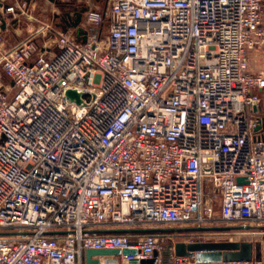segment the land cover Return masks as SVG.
<instances>
[{
    "label": "built area",
    "instance_id": "1",
    "mask_svg": "<svg viewBox=\"0 0 264 264\" xmlns=\"http://www.w3.org/2000/svg\"><path fill=\"white\" fill-rule=\"evenodd\" d=\"M31 1L0 3V264H161L159 234L99 231L211 225L207 185L226 225H264V73L247 60L264 0H106L79 39L45 24L8 48Z\"/></svg>",
    "mask_w": 264,
    "mask_h": 264
},
{
    "label": "crops",
    "instance_id": "2",
    "mask_svg": "<svg viewBox=\"0 0 264 264\" xmlns=\"http://www.w3.org/2000/svg\"><path fill=\"white\" fill-rule=\"evenodd\" d=\"M14 0H0V3L11 4ZM38 1L32 0L25 15L19 16L18 20L6 19V24L2 25V35L5 40V44L8 48L15 46L26 37H30L37 33L40 28L45 24H51L56 29L62 32V11H58V8H62V0H43L42 7L39 6ZM83 8V7H82ZM95 8V7H94ZM1 11V10H0ZM68 29V28H67ZM14 38V41H12ZM22 39V40H21ZM40 45V43L35 40ZM250 50H248L249 52ZM255 74V73H254ZM14 91L11 92L10 96ZM259 94H261L258 91ZM260 114L264 115V99L260 104ZM259 115V114H258ZM239 226V225H236ZM245 228L235 229L236 236L243 238L240 241L248 242L252 245V259L250 264H264V225H256L252 223H246ZM157 228L173 229L164 231L159 234L162 238L167 240L163 245L161 264H172V256L174 255V247L176 244H193V243H208L210 241V235L206 232H184L176 229L181 228H196L193 226H156ZM204 227H210L209 225ZM234 243L236 240H227ZM169 253V254H168ZM158 254L154 256V262L157 260ZM228 264V263H223Z\"/></svg>",
    "mask_w": 264,
    "mask_h": 264
},
{
    "label": "water",
    "instance_id": "3",
    "mask_svg": "<svg viewBox=\"0 0 264 264\" xmlns=\"http://www.w3.org/2000/svg\"><path fill=\"white\" fill-rule=\"evenodd\" d=\"M29 1V0H27ZM84 8L80 9L79 11L74 12V19L70 22L68 20L62 18V31H65L67 28H73L76 32V37L79 39L80 34L82 33L79 24L82 19V13L84 12ZM68 17L69 15L65 13ZM82 43L85 42L84 39L81 40ZM76 94L72 91L67 92V96L72 97ZM257 117L264 121V115H261V110H256ZM259 127L257 126L255 130ZM239 181H242L241 179ZM264 184V182H262ZM246 226H222V227H196V228H181L176 229L179 231L184 232H208V231H228V230H235L245 228ZM173 229H166V228H139L133 230H121V229H114V230H100V233H138V234H146V233H158L164 232ZM231 249L232 251L236 252H227L226 250ZM135 250L123 249V250H86L85 251V264H98L100 257H115L121 255H135ZM169 254V253H168ZM194 254L196 256L195 264H223V263H231V262H240V263H248L251 262L252 259V245L250 243H227L222 247L219 245H211L209 243H193V244H176L174 247V255L179 257L190 256ZM154 259L147 260V261H140L137 262L136 260L130 261V264H153ZM259 264V263H257Z\"/></svg>",
    "mask_w": 264,
    "mask_h": 264
},
{
    "label": "rangeland",
    "instance_id": "4",
    "mask_svg": "<svg viewBox=\"0 0 264 264\" xmlns=\"http://www.w3.org/2000/svg\"><path fill=\"white\" fill-rule=\"evenodd\" d=\"M105 1L106 0H62V8H58V11H62V16H64L65 13H72L75 11V9H82V7L85 9L89 8H98L101 12L104 11L105 7ZM39 6L37 8L42 7L44 4L43 0L38 1ZM29 37H26L27 39ZM14 41V38H12ZM22 40V39H21ZM36 40L41 44L45 40L41 36H37ZM247 60H248V66H249V72L250 73H258L262 72L264 73V47H255L251 49L247 53ZM206 197H208L211 200L212 205V216L216 219L215 223L209 225L210 227H222V226H230L226 225L224 222L220 220V208H221V199L220 196L217 194V192L214 190V188L211 185H207L205 188ZM205 234L210 235V241H208L211 245H219L223 246L229 243L227 240H236L239 241L234 242L235 244H241V243H247L245 241H240L243 238H239V236H236V231H208ZM163 235V234H162ZM167 242L164 238H162V244L164 245ZM227 252H231V249L226 250ZM236 252V251H232Z\"/></svg>",
    "mask_w": 264,
    "mask_h": 264
},
{
    "label": "trees",
    "instance_id": "5",
    "mask_svg": "<svg viewBox=\"0 0 264 264\" xmlns=\"http://www.w3.org/2000/svg\"><path fill=\"white\" fill-rule=\"evenodd\" d=\"M163 233V232H162ZM161 232H158V233H151V234H162Z\"/></svg>",
    "mask_w": 264,
    "mask_h": 264
}]
</instances>
